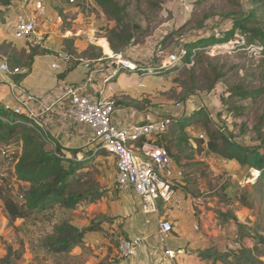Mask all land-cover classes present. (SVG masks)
<instances>
[{
  "label": "rangeland",
  "instance_id": "obj_1",
  "mask_svg": "<svg viewBox=\"0 0 264 264\" xmlns=\"http://www.w3.org/2000/svg\"><path fill=\"white\" fill-rule=\"evenodd\" d=\"M116 1L128 5L131 24L138 25L145 33L141 38L136 36V45L128 46L123 49V54H118L123 56L129 52L141 66L152 65L154 69L159 68V60L154 56L155 50L170 54L185 43L212 35L218 38L222 35L220 31L223 32L230 27L232 19L246 15L254 5L250 0H204L198 7L194 6L197 0ZM183 5H188L189 11H184ZM89 9L90 13H96L94 8ZM104 17L111 24L96 29L93 33L95 38L106 39L107 31L115 26L112 20L105 15ZM217 32L220 36H216ZM239 39L240 37L235 34L233 39L225 44H214L204 49L198 63L194 62L181 69L172 67L167 72L162 71L163 74L159 73L161 69H158L159 72L156 70V74L149 75L157 78L146 86L131 84L140 91L139 100L132 102L138 108L147 109L153 114L190 117L194 124L185 131L195 146L196 137L201 135L204 138L200 140L202 141L200 148L196 146L195 149L196 156L203 161L197 164L196 168H185V178L191 176L197 195H207L203 198L209 199L207 204L210 209H229L232 214L236 213L244 226L254 229L257 225L258 228L254 232L264 237V187L259 183L252 185L257 174L240 168L234 162L223 161L215 155L206 153L207 132L214 130L231 134L232 141L241 145L257 146L260 139L264 140V120H261L264 116V95L256 100L231 97V92L237 88L254 89L264 86V56L255 48L241 51L236 46ZM155 41L158 42L155 44ZM107 44L99 41L104 51L110 54L112 51L108 49L109 45L107 48ZM69 46L64 43L63 53L68 55L72 53L74 59L72 62L75 63L77 58H81L82 53L77 54L72 47V50H69ZM93 46L103 55L97 44ZM38 50L44 51L40 48ZM141 72L136 70L134 75H141ZM215 75L224 77L217 80L211 89H207L213 83ZM189 88L190 92H187ZM176 105H180L181 108H176ZM227 106L237 108L238 114L227 112ZM192 113L197 115L192 116ZM176 137L180 138V133H177ZM107 156L99 155L95 159L99 165L96 166L94 178L100 189L115 185L113 162ZM79 157L80 155L78 159ZM6 173V165L3 164L0 166V178H7ZM16 188L17 184H13L14 193ZM222 189L225 191L224 196L234 203L229 208L226 203H219L217 195L222 193ZM243 194L246 195L247 201L241 205L237 197ZM97 204L96 201L94 205L86 207L82 205L71 213L55 208L53 220L41 222L40 218L35 217L25 221H10L0 201V264L108 262L117 246L106 248L100 240L94 239L83 243V247H75L68 255L61 256L51 255L41 248L42 240L51 233L53 224L65 221L76 228L86 226L90 220L99 216L101 206ZM233 229V235L239 240L250 239L254 245L255 240L244 231L238 232L236 226ZM261 260L264 261V257H261Z\"/></svg>",
  "mask_w": 264,
  "mask_h": 264
},
{
  "label": "crops",
  "instance_id": "obj_2",
  "mask_svg": "<svg viewBox=\"0 0 264 264\" xmlns=\"http://www.w3.org/2000/svg\"><path fill=\"white\" fill-rule=\"evenodd\" d=\"M45 4L46 15L58 21L51 25L40 21L33 36L16 40L15 20L18 15H32L34 12L32 0H0V45H6L10 51L25 55L30 49L40 48L45 51L32 58L28 71L25 69L24 59L18 56L11 58L10 51L0 52V66L4 63L9 68L13 64L14 68L27 71L22 75L0 71V106L3 108L4 105H9L20 109L21 116L26 119L30 114L34 115L35 119L31 123L36 130L63 151L88 152L92 150L93 133L88 127L76 123L69 116L66 90L84 83L91 72L79 61L72 65L69 63L70 59L63 60L64 55L68 56L63 53L64 43L71 44L77 54L83 53L89 45L97 44L103 51V57L88 61H91L94 67L103 68L108 53L99 45L98 40L102 38H95L93 33L96 29L111 23L90 0H76L74 5L69 4L67 0H45ZM89 8H94L96 13H90ZM123 57L136 61L129 52L124 53ZM53 64L58 65L59 69L52 70ZM162 71L164 70L159 73L163 74ZM156 78L144 70L141 75L136 76L134 73L122 71L110 82L108 87L113 90L110 93L107 91L108 87L107 89L102 87L101 75L94 74L89 91L96 96L101 95L99 91L105 96L114 95L117 108L112 115V123L117 127H125L164 117L147 109L142 110L132 102L139 100L140 91L131 84L146 86ZM172 118L180 121L184 115L176 114ZM166 135L162 137L163 142L169 146L174 166L184 172V178L177 182L173 203L164 204L158 201L156 213L143 215L140 212L139 199L133 190L130 187L117 186L114 159L107 156L113 162L115 185L103 189L104 195L97 201V205L101 206L99 216H106L110 222L101 226L105 234L89 233L83 238V243L95 239L100 240L106 248H114L121 239L143 237V244L133 258H122L117 250H114L108 262L117 259V264H223L218 255L237 251L233 248L235 237L233 228L240 220L234 213L235 220L221 222L215 209L209 208L207 204L209 199L197 195L191 176L185 178V168H196L197 164L203 161L196 156V146L192 140L189 138L185 145L178 144L175 136ZM139 146L138 143L133 145L137 154L139 152L136 149ZM79 155L81 158V154ZM160 222L171 225V232L163 243L158 238ZM116 234H119V237L117 242L113 243L111 236ZM240 243L241 248L253 247L250 239H240ZM166 250L174 253L172 259L164 255Z\"/></svg>",
  "mask_w": 264,
  "mask_h": 264
},
{
  "label": "trees",
  "instance_id": "obj_3",
  "mask_svg": "<svg viewBox=\"0 0 264 264\" xmlns=\"http://www.w3.org/2000/svg\"><path fill=\"white\" fill-rule=\"evenodd\" d=\"M101 12L115 23V26L107 31V42L109 49L113 54L122 53L128 46L137 44L135 39L143 37L145 34L136 24H131L128 14V5L119 4L116 0H90ZM204 0H197L194 6L198 7ZM254 5L246 15H240L231 20L230 27L223 32L220 37L213 35L203 37L192 43H185L181 47L185 50V56L180 63L181 69L190 64L200 62L201 53L204 49L214 44H225L233 39L237 34L243 39L244 45H240L239 40L236 43L241 51H250V48L259 50V54L264 56V0H250ZM201 25V24H200ZM69 50L71 44H68ZM96 47L89 45L81 54L79 59L97 60L103 57L100 50L96 52ZM10 51L6 45H0V52ZM45 51L30 49L29 53H15L10 51L11 58H22L25 60V69L28 67L32 58L37 54H43ZM70 54V53H69ZM72 54V53H71ZM69 56V63L73 55ZM11 64L10 70L14 69ZM8 67V66H7ZM171 69V68H170ZM170 69H166V72ZM26 71V72H27ZM223 75H215L213 83L207 89H211L215 82ZM191 88L187 90L190 92ZM264 95V86L254 89L237 88L231 92V97H237L242 100H256ZM237 108L228 107L229 113H237ZM197 115V113H192ZM264 120V116L261 118ZM28 122V123H27ZM32 121L22 117L7 113L0 106V166L6 165V176L1 177L0 181V201L7 218L10 221L29 220V218H40L39 221L51 222L55 208L65 212H74L80 206L91 205L98 201L104 195V190L98 187L94 178L99 155L107 156V153L100 149H92L88 152L77 150L63 151L58 145L54 144L48 137H44L28 126ZM32 124V123H31ZM194 124L190 117H185L180 121L173 120L171 128L165 134L175 136L178 144H187L190 138L186 129ZM164 134V135H165ZM163 135V136H164ZM162 136V137H163ZM160 138V143L169 153L168 144ZM197 148L204 138H195ZM54 144V150L48 149L46 141ZM139 145L142 142H138ZM206 153L215 155L223 161L236 163L240 168L246 171H256L255 182L252 185L260 184L264 187V140H259V145H241L232 141V135L219 131L207 132ZM68 154V155H67ZM81 158L78 159V155ZM92 167V168H90ZM249 174V173H248ZM13 184H17L16 193L13 191ZM217 195L219 203L224 202L228 208L233 205V201L225 197V191ZM207 196V195H202ZM239 204L243 205L247 201L246 195L237 197ZM221 222L235 220L232 212L226 210H214ZM110 222L106 216H98L81 228H76L68 222L53 224L51 233L42 240L41 248L54 256L68 255L75 247H83V238L89 233H101V226ZM237 230L244 231L245 234L255 240L252 248H240L236 252L224 255H218L223 264H264L261 257H264V237L254 232V229L236 223ZM114 237V238H113ZM119 234L111 236L113 243L117 242ZM118 260L101 264H117Z\"/></svg>",
  "mask_w": 264,
  "mask_h": 264
},
{
  "label": "built area",
  "instance_id": "obj_4",
  "mask_svg": "<svg viewBox=\"0 0 264 264\" xmlns=\"http://www.w3.org/2000/svg\"><path fill=\"white\" fill-rule=\"evenodd\" d=\"M67 2L74 5L76 0H67ZM32 3L34 8L32 15H18L15 20L14 38L16 40L33 36L37 32L40 21L47 25L55 24L58 21L46 15L45 0H32ZM183 10L189 11V6L183 5ZM216 36H219V32ZM98 41L107 43L105 38ZM157 42L155 41V44ZM239 43L244 45L242 38L239 39ZM154 56L159 60L157 69H154L152 65L143 67L137 61L127 60L122 54L111 52L106 55V64L103 68L94 67L91 61L79 59V63L91 73L84 83L66 90L69 100V116L76 123L82 124L92 131V149L103 150L114 159L117 186L130 187L133 190L139 199L140 212L143 215L156 213L158 201L164 204L173 203L177 182L184 178L183 170L174 166L168 151L159 144L160 138L167 132L174 119L164 116L144 123L137 122L125 127H117L112 123V115L117 108L114 95L105 96L99 91L101 95L96 96L89 91V86L93 82L94 74L101 75V85L105 89L122 71L134 73L136 70H144L147 74H156L155 71L158 69L166 70L176 67L184 58L185 50L179 46L175 52L167 54L157 49ZM68 59H70L69 56H63L64 61ZM51 68L55 71L59 69L56 64H53ZM0 71L17 75L26 73V70L21 68L10 70L4 63L0 66ZM107 91L112 93L113 90L108 87ZM176 108L180 109L181 107L176 105ZM3 110L14 115H21L20 109L9 105H4ZM28 119L33 121L35 116L30 114ZM28 126L36 130L33 123H29ZM198 137L203 138L201 135ZM140 141L142 144L136 149L139 152L137 154L133 145ZM46 145L50 150H54L53 143L47 140ZM158 227V238L163 243L171 232V225L167 222H160ZM143 241L144 238L139 236L121 239L117 246L118 255L122 258L135 257ZM233 241L234 249L238 250L242 247L236 235ZM164 255L168 259L174 257V253L168 250L164 251Z\"/></svg>",
  "mask_w": 264,
  "mask_h": 264
},
{
  "label": "bare ground",
  "instance_id": "obj_5",
  "mask_svg": "<svg viewBox=\"0 0 264 264\" xmlns=\"http://www.w3.org/2000/svg\"><path fill=\"white\" fill-rule=\"evenodd\" d=\"M103 48V47H102ZM108 48V47H107ZM104 49V48H103ZM109 49V48H108ZM109 53V52H108ZM254 173H256V171H254Z\"/></svg>",
  "mask_w": 264,
  "mask_h": 264
}]
</instances>
